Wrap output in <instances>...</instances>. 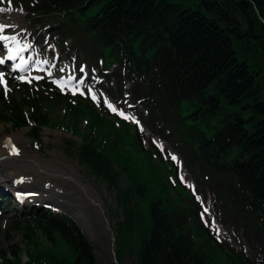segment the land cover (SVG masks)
<instances>
[{
	"label": "trees",
	"instance_id": "16d2710c",
	"mask_svg": "<svg viewBox=\"0 0 264 264\" xmlns=\"http://www.w3.org/2000/svg\"><path fill=\"white\" fill-rule=\"evenodd\" d=\"M11 2L55 21L63 39L82 38L89 55L99 52L107 67L119 66L117 73L123 69L132 99L146 112L143 123L172 143L201 190L214 195L248 239L264 240V0ZM33 87L8 100L0 92V123L29 127L39 144L41 128L52 124L45 108L51 102L85 119L81 144L65 146L115 192L117 262L131 256L134 264H261L217 239L201 221L199 200L180 184L175 163L162 159L150 140L145 145L135 124L124 125L87 97L61 95L46 83ZM141 166L158 186L146 189ZM21 223L30 246L25 264H96L93 245L67 216L45 211ZM21 248L1 251L0 264H23Z\"/></svg>",
	"mask_w": 264,
	"mask_h": 264
},
{
	"label": "rangeland",
	"instance_id": "374dc122",
	"mask_svg": "<svg viewBox=\"0 0 264 264\" xmlns=\"http://www.w3.org/2000/svg\"><path fill=\"white\" fill-rule=\"evenodd\" d=\"M0 10H2L0 11V19L3 20L0 21V25H8V28L11 26L9 29L12 35L8 41L11 42L12 46H19L24 49V53H27L30 61L29 67L27 68L28 70L36 72V74L39 72L37 75L43 74L44 80L50 81L59 78V73H63L64 77L76 76L78 79L81 73H87V81H80V83L78 80L77 84H81L80 88H76L75 85L67 86L66 91L77 92L81 89L84 94L91 92L90 95L97 104L102 102L108 106V104L105 103V100H107L118 113L122 112L124 114L123 116H118L122 118L127 116L129 117L127 120L137 122L136 124L144 133V143L151 140L157 146L161 155L165 154L166 156L168 153L171 155L170 159H172V156L177 158L175 162L179 168V180L195 194L196 198L199 197L204 207L203 221L216 233V236L217 229H219V237L217 236L219 240L228 244L236 252H243L255 262L264 264V240L259 239V237H257V239H255V237L248 239L245 229L238 224L239 222L235 221V218L231 215H222L217 207L213 194L209 191L206 193L201 191L192 171L186 168L183 162V156L180 152L175 150L170 141H165L166 137L156 136V133H153L142 123L140 118L137 117L144 109L133 102L128 94L123 96L119 95L118 92H113V89L110 87L111 83H107L101 76V61H98V67H96L94 61L91 59L88 60L84 53H81L83 47H86L83 45L81 38L77 40L65 39L66 43H64V39L57 33L58 29L54 21L48 20L43 23L40 17H32L29 19V16H27L22 9L15 8L9 0H0ZM12 12L17 13L18 17L13 18L10 15ZM46 25L48 28H46ZM13 37L15 39H12ZM106 60L108 59L106 58ZM45 61H47V63H45ZM34 62L35 64H42L44 68L41 69L36 67L33 65ZM82 67L84 69L83 72L80 70ZM116 69H119V66L113 65L112 70ZM124 73L123 69H120L117 73L122 79L119 81L122 90H126L131 85L127 79V81L125 80ZM48 74L52 76V79L48 78ZM5 79V84L8 89L7 92L5 85H0L5 96L10 93L20 96L23 93L22 89L18 86L21 82L17 80L16 77ZM45 108L48 110L47 114L52 124H50V127L41 128L40 145L33 143L31 140L29 127L11 129L9 125L0 123V152L7 151L8 153L15 154V158H13L15 161H23L28 158L37 157L47 163H54L67 173L72 174L79 180L85 189L76 185L73 181V184H69L59 176L44 174L41 170L36 171L32 168L18 170L17 174L22 180H19V178L15 180L17 175L13 174V168L4 166V170L0 175H9V179L6 183L8 187L7 191L9 192H2L5 194L0 198L2 199V201H0V252L7 250L11 245H17L22 247V252H20L22 263L25 264L27 261L28 255L26 254V250L29 249L30 246L28 248L27 245H25L22 225L19 226L13 223L14 221H20L22 211L18 208H14L12 203H5L4 199L6 198L5 196L12 195L11 193L14 190H30L39 194L33 201L41 208L56 214L67 215L76 222L86 239L94 246L96 264H134L135 260L131 256H126L121 262H117L114 258V246H112L114 234L113 232L112 235L110 234L111 231L108 229L105 220H107L111 230L115 228L118 215V209L114 201L115 192L107 189L104 182L94 178L85 167L78 163L76 156L72 153H68L66 149L65 143L67 141H71L74 147H78L81 144L78 133L87 131L85 119L71 118V116L65 113L64 107L55 102H51L50 106H46ZM111 112L114 111L111 110ZM67 121L70 125L67 126V128H62V126L65 127ZM71 124L73 125L72 131L69 130V127H72ZM117 125L118 124H115L114 126L117 127ZM124 125L128 124L124 123ZM74 129H76V132H74ZM124 132L126 141L129 145L133 140L128 135L127 129H124ZM20 133H22L21 136ZM13 138H16V141L13 140ZM11 140H13V143H10ZM129 147L133 155L141 158L137 152H135V146L134 148L132 146ZM14 149L16 150L15 153L13 151ZM149 157L151 158V153ZM157 168V170L160 169L159 166ZM157 172L159 173V171ZM147 173L144 167L141 166L138 179L145 183L146 189L154 185L158 186ZM182 177L183 179H181ZM146 181L152 185L150 186ZM53 185H56L60 191L71 194L69 200L62 199L61 201L67 204L68 207H78L81 210L82 219L75 220L68 214L65 207L57 206L46 201L47 197L51 196L50 192L52 191L50 190ZM120 185H127V180L124 176L120 179ZM89 196L101 201L102 212L92 203ZM205 209H207V211H205ZM40 244L43 245L44 242ZM216 262V264H227L218 260Z\"/></svg>",
	"mask_w": 264,
	"mask_h": 264
},
{
	"label": "bare ground",
	"instance_id": "6f19581e",
	"mask_svg": "<svg viewBox=\"0 0 264 264\" xmlns=\"http://www.w3.org/2000/svg\"><path fill=\"white\" fill-rule=\"evenodd\" d=\"M10 15L13 18L18 17V14L14 13V12H12V14H10ZM0 21H3V20L0 19ZM9 28L6 27L5 32H3L1 35L7 36L10 39L12 32L10 31ZM17 48L22 54L24 49L22 50L20 47H17ZM38 66H42V65L41 64L36 65V67H38ZM21 135H22V133H20V136ZM15 139L16 138H13V140H15ZM13 140H11L10 143H13ZM13 158H15V154L8 153L7 151L0 152V159H3V160H0V173L3 172L4 166L5 167L10 166L13 168V174L17 175L15 177V180L17 178H19V180H22V179H20L21 177L17 174V171L32 168L36 171L41 170L44 174H48L51 176L52 175L59 176V177L63 178L64 180H66L69 184H73V182H74V183H76V185L84 188V186L79 182V180H77L72 174L67 173L64 169H62L61 167H58L54 163H47V162H45V161H43L37 157L28 158L27 160H23V161H18V160L15 161ZM8 179H9V175L8 176L0 175V191H1L0 196H2L4 194L2 192H6L8 189V187L6 185ZM20 191H24V190H20ZM50 191H52V192H50L51 196H48L46 201L51 202L57 206L65 207L66 211L68 212V214H70L72 216L73 219H75V220L82 219L81 210L78 207H68L67 204H65L61 201L62 199L69 200L71 198V194H69L68 192L60 191L56 185H53ZM89 197L92 200V203L94 205H96V207L101 211V205H102L101 201L93 199L92 196H89Z\"/></svg>",
	"mask_w": 264,
	"mask_h": 264
},
{
	"label": "snow or ice",
	"instance_id": "6c2138e0",
	"mask_svg": "<svg viewBox=\"0 0 264 264\" xmlns=\"http://www.w3.org/2000/svg\"><path fill=\"white\" fill-rule=\"evenodd\" d=\"M0 11H2V10H0ZM6 27H8V26L0 25V33L4 32V30H5ZM8 39H9V37L4 36V35H0V41H6ZM12 39H15V38L13 37ZM9 51H11V50L9 49ZM7 59H15V57L9 55L7 57ZM3 63H4V60L3 59H0V64H3ZM45 63H47V61H45ZM80 70H81V72H83L84 71L83 67ZM20 79H23V77H21ZM0 85H5V89H6V92H7L8 89L6 87L5 80H4V74L2 72H0ZM105 103L108 104V107L110 108V110H112L114 112L116 111V109L111 104H109L107 100H105ZM118 114L119 115H122V116L124 115L122 112L121 113H118ZM124 119H129V117L124 116ZM13 151H14V153L16 152L15 149ZM16 154H18V153H16ZM172 159L173 160H176L177 158L175 156H172ZM181 179H183V177ZM18 198H20V195L19 194H18ZM197 198L199 199V197H197ZM205 211H207V209H205ZM217 236L219 237V229H217Z\"/></svg>",
	"mask_w": 264,
	"mask_h": 264
}]
</instances>
